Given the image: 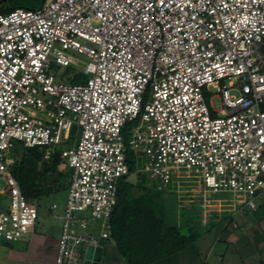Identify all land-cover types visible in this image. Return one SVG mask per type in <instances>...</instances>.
Instances as JSON below:
<instances>
[{
	"label": "built area",
	"instance_id": "1",
	"mask_svg": "<svg viewBox=\"0 0 264 264\" xmlns=\"http://www.w3.org/2000/svg\"><path fill=\"white\" fill-rule=\"evenodd\" d=\"M51 64L85 81L57 82ZM263 105L264 0H46L0 14V240L27 238L38 217L11 173L13 141L59 152L70 172L54 264H83L109 240L126 147L158 191L183 169L254 211ZM215 202L203 193V208Z\"/></svg>",
	"mask_w": 264,
	"mask_h": 264
},
{
	"label": "trees",
	"instance_id": "2",
	"mask_svg": "<svg viewBox=\"0 0 264 264\" xmlns=\"http://www.w3.org/2000/svg\"><path fill=\"white\" fill-rule=\"evenodd\" d=\"M45 1L0 0V14L16 9L34 10ZM82 80L85 81V76L80 72L71 78L73 84H80ZM11 155V173L28 203L67 190L70 172L60 169L62 159L59 152L44 160L42 150L37 147L28 149L20 144L13 147ZM125 158L127 175L118 185L117 202L109 219L110 235L106 242L112 243L125 264H153L184 252L200 236V231L196 230L200 226L192 222L188 210H182L180 224L175 217H170L161 202V191L153 182L148 184L149 178L142 171L143 157L126 147ZM130 176H134V182L129 180ZM252 212L260 213L259 221L264 219V201ZM185 230L187 233L183 232Z\"/></svg>",
	"mask_w": 264,
	"mask_h": 264
},
{
	"label": "rangeland",
	"instance_id": "3",
	"mask_svg": "<svg viewBox=\"0 0 264 264\" xmlns=\"http://www.w3.org/2000/svg\"><path fill=\"white\" fill-rule=\"evenodd\" d=\"M70 53L75 57L86 60L81 55L74 52ZM78 73V70L71 67H61L56 64H51L50 67V74L54 77L55 81L64 84H73L71 78ZM83 81L80 84H83ZM203 95L209 108L212 107L214 110L220 109L219 100L214 90L204 89ZM262 108L264 110V107ZM135 125H137L136 122L132 126ZM129 128L130 126L128 125L127 131ZM125 136L128 138V132ZM72 140H74L73 130L70 134L68 145L72 143ZM12 143L13 147L20 145L16 141ZM11 152L10 157L12 156ZM143 162L144 158L141 160V165H143ZM60 169L62 168L60 167ZM177 171L179 172V176L172 178L167 187L161 191V202L167 214L170 217H175L179 224L181 223L179 217L183 215L182 210L191 212L192 222L196 226H200V228H196L197 231H200L198 233L201 234L195 241L194 246L197 247L202 262L206 259L208 264H244L242 260L247 255L253 253L252 257L258 263L264 264V219L259 221L260 213H253L249 210L238 195L230 191L212 192L205 190L196 177L186 176L183 169H178ZM129 180L134 182V176H130ZM147 182L151 184L150 179ZM204 192L205 197L213 201L220 200V203L215 202L214 206L203 208L202 199ZM66 194L67 190H63L56 196L43 197L34 202L38 213L35 224L36 233L48 238V241L59 238ZM254 201L257 205L260 203L258 200ZM0 203L4 205L5 201L0 200ZM52 203L58 205L57 210L50 211ZM225 230L229 234L227 242H219L217 239L220 233ZM183 232L187 233L186 230ZM235 238L238 242L233 241ZM18 244L19 242L17 241L7 242L0 240V250L15 247ZM108 244L107 242L102 243L103 246ZM110 247L115 252L113 246ZM107 251L108 248L105 249L106 253Z\"/></svg>",
	"mask_w": 264,
	"mask_h": 264
},
{
	"label": "crops",
	"instance_id": "4",
	"mask_svg": "<svg viewBox=\"0 0 264 264\" xmlns=\"http://www.w3.org/2000/svg\"><path fill=\"white\" fill-rule=\"evenodd\" d=\"M228 231H223L218 237L219 242H227ZM58 238L53 241H48L45 238L36 233L35 227L27 238L22 239L15 247H9L8 249L0 250V264H54L56 256ZM238 242L236 238L233 240ZM253 241V238H252ZM102 241L100 246L103 248L100 264H125L110 247L111 242L108 245L103 246ZM108 248L107 253L105 249ZM210 250V249H209ZM253 253L247 255L243 259L244 264H261L252 257ZM153 264H208L206 259L202 262L200 253L196 246H189L184 252L173 255L166 259L160 260Z\"/></svg>",
	"mask_w": 264,
	"mask_h": 264
},
{
	"label": "water",
	"instance_id": "5",
	"mask_svg": "<svg viewBox=\"0 0 264 264\" xmlns=\"http://www.w3.org/2000/svg\"><path fill=\"white\" fill-rule=\"evenodd\" d=\"M103 248L102 247H87L84 255L83 264H100L102 257Z\"/></svg>",
	"mask_w": 264,
	"mask_h": 264
}]
</instances>
